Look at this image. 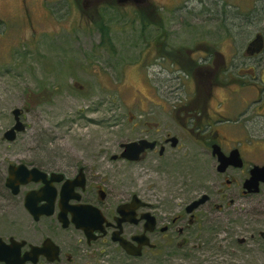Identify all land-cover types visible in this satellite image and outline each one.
<instances>
[{"label":"rangeland","instance_id":"1","mask_svg":"<svg viewBox=\"0 0 264 264\" xmlns=\"http://www.w3.org/2000/svg\"><path fill=\"white\" fill-rule=\"evenodd\" d=\"M100 22L110 27L114 50L101 47ZM256 30L264 33V0H0V176L9 163H43L61 151L84 154L83 148L98 142L142 137L146 121L174 132L170 113L193 85L180 69L186 50L197 66L204 65V54L210 65L235 63V52ZM177 48L184 50L175 57ZM256 83L262 97L264 79ZM223 97L218 91L212 107ZM230 99V123L242 126L246 105L240 95ZM13 108L22 109L26 127L7 142L3 134L14 123ZM250 127L246 123L242 130L248 133L246 144L264 150V117ZM200 157L198 170L182 178L143 163L123 167V182H134L143 199L166 203L221 188L212 159ZM249 158L250 164L263 163ZM112 166L105 161L107 172ZM232 199L233 205L213 209L208 219L201 206L193 245L174 255L131 258L99 244L84 246L74 263L264 264V185L256 194ZM62 238H80V233L68 229ZM240 238L245 241L239 243Z\"/></svg>","mask_w":264,"mask_h":264},{"label":"flooded vegetation","instance_id":"2","mask_svg":"<svg viewBox=\"0 0 264 264\" xmlns=\"http://www.w3.org/2000/svg\"><path fill=\"white\" fill-rule=\"evenodd\" d=\"M256 38L257 42L252 43ZM182 50L184 48H177L176 55ZM188 55L186 50V61L180 64V69L186 71V77L191 78L193 85L185 98L175 104L173 113H170L174 115V132L166 130L159 121H146L147 131L142 137L126 141L112 140L109 145V142H98L97 146L83 148V151H88L84 154L68 155L67 150L61 151L58 157L43 163H9L16 166L23 164L29 170H38L28 181L16 182L20 180L13 177L15 186L7 184V165L5 176H0V248L4 252L8 251L18 261L32 247L43 248L35 263L32 254L25 264H75L74 258L84 246L99 244L114 246L131 258L143 254L168 257L192 243L195 237L192 228L198 222L201 206H206L208 219L212 217L213 209L222 211L225 206L233 205L234 196L255 194L245 191L243 184L250 176L251 168L257 164H250L249 155L262 159L263 163L257 165L264 166V150L257 147L252 149L246 144L248 133L242 130H246V123L251 129L254 128V124L264 117V94L259 96L256 83L257 79H264V33L255 31L246 45L235 52V63L210 65L204 54V65L197 66L198 61L187 58ZM258 61L263 62L261 73L256 71ZM189 64L195 67H184ZM196 73L197 79L194 78ZM182 85L188 86L189 83ZM218 91H222L224 97L213 108L211 100ZM235 94L240 95L246 105L240 118L244 122L242 126L230 123V98ZM232 129L236 133L230 137ZM142 139H146L148 145L137 158L128 159L122 155L124 143ZM214 146L226 157L237 149L241 165L228 164L220 171L217 154L213 153ZM201 155L212 159L216 175L223 183L221 188L211 191L202 189L185 201L176 202L174 199L166 203L161 199H143L135 192L134 182H129V185L123 182V167L132 168L143 163L154 171L165 174L172 172L182 178L190 174L188 170H198L197 163ZM105 161L114 167L110 172L105 170ZM261 185L264 184H260V191ZM203 194L207 195V199L188 212L190 203ZM134 196L137 197L135 200ZM216 199H221L223 204ZM26 204L40 211L37 218ZM82 206L90 207L95 217L99 215L103 218L101 223L93 224L96 228L92 232L94 237L91 241L87 240L83 229L75 227L71 219V209ZM120 207H123L122 213ZM62 211H65L68 219L66 227L58 218ZM145 213L152 219V229L147 227L149 223L147 217L143 216ZM68 229L80 233V238L65 241L62 232ZM113 235L130 241L134 248L139 244L135 236H141V253L136 256L128 254L120 246L119 240L112 239ZM52 257L54 260H50ZM0 264L7 263L2 259Z\"/></svg>","mask_w":264,"mask_h":264},{"label":"water","instance_id":"3","mask_svg":"<svg viewBox=\"0 0 264 264\" xmlns=\"http://www.w3.org/2000/svg\"><path fill=\"white\" fill-rule=\"evenodd\" d=\"M256 38L252 43L257 42ZM12 115H13V121L14 123L8 127L7 130L4 131L3 138L8 142V141H13L16 139L17 134L25 129V123L23 120H21L22 116V109L20 108H13L12 109ZM147 140L142 139L140 141H131L124 143V152L122 155L128 159H135L137 158L138 154L145 150L147 148ZM213 153L217 154L218 157V163H219V170L222 171L225 166L228 164L235 165V166H240L241 165V158L238 154V150L234 149L232 152L228 155V157L224 156L222 152L219 151L218 147L213 149ZM38 170L36 168L28 169L25 165L19 164V165H13L9 164V178L7 184L9 186H15L16 182H21V181H28V179L32 178V175L34 173H37ZM27 178H24V177ZM13 177H17V180L14 182ZM260 184H264V166H260L255 164L250 171V176L244 181L243 188L245 191L249 193H257L260 191ZM16 192V191H15ZM137 197L134 196V200ZM207 199V195L203 194L201 198L198 200L192 201L190 205L187 207V211L190 212L191 210L197 208L201 203H203ZM27 208L30 209L31 213L34 215L35 218H37L40 214V211L33 207L31 204H26ZM123 207H120L119 211L121 212V209ZM72 211V221L75 224V227L77 229H83L85 232V236L87 237V240L91 241V239L94 237L92 232L96 228L94 226L95 224L101 223L103 218L95 217L93 210L90 207L87 206H82L78 207V209H71ZM122 213V212H121ZM143 216L147 217L149 225L147 227L149 229L153 228V223L152 219L149 218V214L145 213ZM60 221L63 224V227H66L68 225V219H66V214L65 211H62L59 214ZM132 219V218H130ZM127 220V219H126ZM129 220V219H128ZM95 223V224H94ZM94 224V225H93ZM136 240H138V246L136 248L133 247L130 241H127L126 239H122L121 237H116L113 235L112 239L114 240H119L120 246L122 247L123 250H126L128 254L130 255H139L141 253L140 247L142 245V237L140 236H135ZM244 238H240L239 242L242 243L244 242ZM146 242V241H145ZM43 248H39L37 246L32 247L29 252H27L23 258L19 259L18 261L15 259L13 255H10L9 252H4L0 248V260H4L7 264H25V261L30 258V255H34V258L32 259L33 263L36 262L37 256L39 253H41ZM50 260H54V257L50 258Z\"/></svg>","mask_w":264,"mask_h":264},{"label":"trees","instance_id":"4","mask_svg":"<svg viewBox=\"0 0 264 264\" xmlns=\"http://www.w3.org/2000/svg\"><path fill=\"white\" fill-rule=\"evenodd\" d=\"M97 28H99V32H100V39H101V42H100V45L101 47H104V48H108L109 50H114V46H113V43H112V40L110 39V27L106 24V23H98L97 24ZM171 56V55H169ZM175 55H172V57H174ZM178 55H176L175 57H177ZM171 57V58H172ZM174 61H177L175 60L176 58H173ZM182 64V63H180ZM184 67H191V64L187 65V66H184ZM183 67V68H184Z\"/></svg>","mask_w":264,"mask_h":264}]
</instances>
